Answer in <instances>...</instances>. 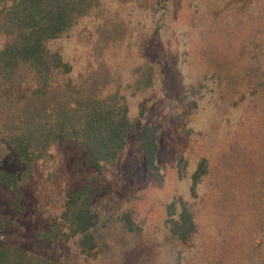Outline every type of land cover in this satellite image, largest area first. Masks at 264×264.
<instances>
[{"label":"rangeland","instance_id":"rangeland-1","mask_svg":"<svg viewBox=\"0 0 264 264\" xmlns=\"http://www.w3.org/2000/svg\"><path fill=\"white\" fill-rule=\"evenodd\" d=\"M48 48L72 67L74 85L106 70L102 98L125 104L135 127L101 171L87 169L68 142L34 164L18 209L0 190L13 239L30 244L59 215L65 195L87 185L98 210L128 213L141 229L138 240L125 241L121 264H264V0H100ZM151 126L156 173L137 141ZM202 160L207 172L191 193ZM10 162L0 149L1 168L18 174ZM177 201L188 205L197 227L181 247L172 246L165 225L166 206ZM70 247L36 249L69 258Z\"/></svg>","mask_w":264,"mask_h":264},{"label":"trees","instance_id":"trees-1","mask_svg":"<svg viewBox=\"0 0 264 264\" xmlns=\"http://www.w3.org/2000/svg\"><path fill=\"white\" fill-rule=\"evenodd\" d=\"M99 6L100 0H0V149L19 169L15 174L0 166V190L11 197L13 210L22 198L24 179L51 150L61 151L71 142L87 169L101 171L116 161L134 131L126 105L115 96L102 98L106 70L74 85L72 67L59 51L48 48ZM142 115L141 110L138 119ZM156 133L154 126L137 133L146 168L153 173L158 171ZM184 167L179 160V174ZM206 172L202 160L191 175V193ZM94 197L87 185L66 194L59 215L34 232L27 245L13 239L12 223L0 214V264H96L104 258L108 264H121L125 241L138 240L141 229L128 213L98 210ZM165 225L174 247L187 246L197 233L195 217L182 201L166 206ZM42 246L51 251L71 246L74 255L39 253Z\"/></svg>","mask_w":264,"mask_h":264}]
</instances>
